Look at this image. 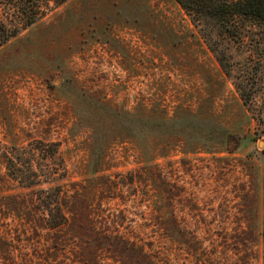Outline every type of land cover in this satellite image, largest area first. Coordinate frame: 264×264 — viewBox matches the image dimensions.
Instances as JSON below:
<instances>
[{
	"label": "rangeland",
	"instance_id": "1",
	"mask_svg": "<svg viewBox=\"0 0 264 264\" xmlns=\"http://www.w3.org/2000/svg\"><path fill=\"white\" fill-rule=\"evenodd\" d=\"M247 24L219 37L231 74L177 0H66L0 45V264H263L264 31ZM34 137L66 161L57 227L1 155Z\"/></svg>",
	"mask_w": 264,
	"mask_h": 264
},
{
	"label": "trees",
	"instance_id": "2",
	"mask_svg": "<svg viewBox=\"0 0 264 264\" xmlns=\"http://www.w3.org/2000/svg\"><path fill=\"white\" fill-rule=\"evenodd\" d=\"M66 0H0V45L16 36L23 29L38 21L52 6ZM191 15L209 45L219 53V61L231 74L234 60L223 48L219 37L240 38L254 29L247 28V21L259 25L264 31V0H177ZM247 66L237 82L245 102L250 94L243 81L249 78ZM250 107V104H249ZM7 173L23 186L35 191L36 205L49 226L57 227L67 221L61 202L63 180L68 174L64 156L57 140L34 137L26 144L1 152ZM263 264H264V172H263Z\"/></svg>",
	"mask_w": 264,
	"mask_h": 264
}]
</instances>
